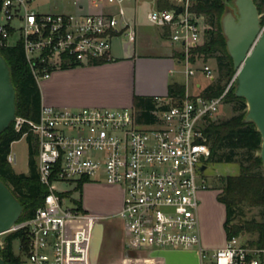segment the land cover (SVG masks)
<instances>
[{"label":"built area","instance_id":"obj_1","mask_svg":"<svg viewBox=\"0 0 264 264\" xmlns=\"http://www.w3.org/2000/svg\"><path fill=\"white\" fill-rule=\"evenodd\" d=\"M50 4L48 11L41 6ZM134 0H1L0 47L22 45L35 81L53 71L113 60V40L129 42L135 31L127 20L126 5ZM170 8L146 15L156 27L169 30V40L180 45L189 67L191 50L201 40L200 17L192 11L196 0H170ZM72 5V11L63 10ZM108 8L99 12L85 10ZM181 11L177 13V9ZM264 14H261V17ZM264 29V23L262 24ZM212 78V70L203 66ZM192 75L194 71L188 69ZM235 77L215 98L202 95L171 103L153 111L155 121L139 124L133 107H53L41 105L37 122L16 117L19 131L27 123L37 139V173L47 188L44 204L35 214L15 224L8 233L22 231L26 248L18 253L25 264H93L92 238L99 216L79 207L63 205L57 183H105L122 191L118 218L126 233L125 248L197 249L200 264H264V248L226 239L213 251L202 246L200 195L209 188L204 172L211 156L205 135ZM170 100L158 99V107ZM9 163L16 161L8 156ZM206 167L204 171L201 169Z\"/></svg>","mask_w":264,"mask_h":264},{"label":"trees","instance_id":"obj_2","mask_svg":"<svg viewBox=\"0 0 264 264\" xmlns=\"http://www.w3.org/2000/svg\"><path fill=\"white\" fill-rule=\"evenodd\" d=\"M231 0H196L192 6L195 15L208 17L210 27L205 30L208 41L191 50L190 61L215 55L217 63L218 79H216L203 92L205 98L220 96L225 90L226 84L233 78L236 70L233 61L226 48V38L222 32L221 17L224 14L227 2ZM259 14L264 13V0H253ZM161 7L170 8L165 0H159ZM1 5V0H0ZM264 15L262 16V24ZM0 53L6 60L11 75V81L16 90V116L27 121L37 122L40 117L42 105L41 92L37 81L31 74L24 58L23 48L20 43L15 46L0 47ZM182 58V55L179 54ZM98 62L95 64H101ZM69 68V67H68ZM67 67L63 69H68ZM73 68V67H70ZM226 80V84L222 81ZM186 97L185 87L177 83L170 84L168 94L164 102L158 107L157 98L135 96L133 109L139 124H150L155 121L153 111L157 108L167 109L171 103L181 101ZM226 102H239V107L234 109V115L222 122L207 119L205 135L211 146L209 163L225 162L238 163L236 156L240 150L247 154L245 163L240 162V173L235 176H227L222 179V192L218 194V200L225 206L226 218L224 230L226 238L239 236L243 233H257L256 240L249 242L264 248V218L262 221H234L237 208L247 204L250 206L264 207V167L260 158L262 138L253 122H246L247 105L243 98L235 95V84L225 96ZM25 137L29 152V174H18L8 161L11 153V145ZM38 154L36 136L29 131L27 123H24L19 131L14 128V122L0 133V180H2L13 192L23 206V213L19 221L32 217L36 210L44 204L47 188L40 183L37 173ZM258 170V172H256ZM82 186L80 185L79 188ZM79 207L83 209L81 202ZM3 249L0 253L6 264H25L22 255L15 253L14 241L19 240L23 248H26V237L22 231L4 234L1 238Z\"/></svg>","mask_w":264,"mask_h":264},{"label":"crops","instance_id":"obj_3","mask_svg":"<svg viewBox=\"0 0 264 264\" xmlns=\"http://www.w3.org/2000/svg\"><path fill=\"white\" fill-rule=\"evenodd\" d=\"M80 1L86 4L88 0ZM151 3V10L166 8L160 6L159 0H152ZM140 4V0H134L126 5L127 20L135 31V40L129 42L124 35L114 39L112 43L113 60L110 62L53 71L49 79L38 83L42 104L53 107L125 108L133 107V99L135 96L154 97L158 99L166 98L170 84L177 83L184 86L186 95L189 97L201 95L202 92L210 86H206L196 94L189 92L188 81L195 75V71L191 68L193 62L190 61L189 67L186 65L183 61V56L182 58L179 57V54H181L180 45L173 44L169 40V30L156 27L149 23L146 15L151 10L144 15L140 14V12H138ZM102 9L103 8L88 9L85 5L86 11L99 12ZM103 10L109 9L104 8ZM176 64L185 65V77L183 81L171 78L175 72ZM188 69H192L194 73L189 75L187 73ZM212 75V78L205 76L209 78V80L215 81V74L212 73ZM122 81H124L125 87L122 86ZM71 85H73L75 90L71 89ZM194 85L196 88H201V83L199 81L195 82ZM114 86L122 87V91H119L121 93V99L117 101L119 103L100 106L103 105L102 103H105L100 98L101 89L103 87L113 89ZM68 87L72 90V93L70 92L69 96L60 97L59 93L61 90L67 89ZM106 103L114 102L107 101ZM90 184L94 183H85L83 186ZM118 190L121 194V208L122 191L119 188ZM200 197L202 198V206H205L206 200L209 198L208 193L204 191L201 193ZM120 208L113 210L110 214H116ZM83 209L89 212L84 207ZM92 213L100 215L98 213ZM200 224L201 240L204 248L213 251L225 244L227 239L225 230L223 239L217 244H211L210 237L203 234L201 218ZM175 250L177 249L144 250L141 251L144 254H141L137 262L141 264H176L175 261L178 260L179 264H185L191 259L195 264H198L200 255L197 250H186L188 254L185 256L176 255Z\"/></svg>","mask_w":264,"mask_h":264},{"label":"rangeland","instance_id":"obj_4","mask_svg":"<svg viewBox=\"0 0 264 264\" xmlns=\"http://www.w3.org/2000/svg\"><path fill=\"white\" fill-rule=\"evenodd\" d=\"M151 1L152 0H140L141 4L139 5L138 12L144 15L149 10H151ZM167 1L169 4L171 3L170 0ZM49 7L50 4L47 2L45 5L41 6V10L48 11ZM63 10L72 11L73 6H66ZM224 14H222L221 17V27ZM200 18V26L202 31L199 45L208 41L209 37L205 33V30L210 27L208 17L201 15ZM219 54V52H216L211 57ZM211 57L209 56L206 59L201 57L197 59L195 63L191 64V68L195 71V75L191 77L190 81H188V89L190 93L196 94L200 90H203L206 86L211 85L214 82L213 80H209V78L205 76L203 72L204 64L208 65L212 70V73L215 74V80L218 79L216 59ZM184 70V64H176L175 72L171 76V78L174 80L183 81L185 77ZM197 81L201 83V88L195 87L194 84ZM222 84H226V80H223ZM122 86L125 87L124 81H122ZM71 89L75 90L73 85H71ZM120 90L122 91V87L120 86H114L113 89L103 87L101 89L102 94L100 93V98L105 103H102L103 105L100 106H107L108 104H118L119 102L117 101L121 99V93L119 92ZM70 92L72 93V90H70L68 87L67 89L61 90L59 96H69ZM107 101L114 103H106ZM239 105V102H226L221 104L218 112L213 116L212 120L217 123L226 121L234 115V109L239 107ZM11 154L15 155L16 157L15 163L12 164L14 171L18 174H29V152L27 139L25 137L21 138L19 141H15L12 143ZM246 156V152L244 150H240V152L236 156V160L238 161V163L208 162L207 164V169L204 172V176L207 179L209 185V188L205 191V193H208L209 198L206 200L205 206H202V198L200 197L199 217L202 221L203 234L207 237H210L211 244H217L224 237L223 224L226 218V209L225 206L217 198L218 194L222 192V179L227 176L238 175L240 173L239 163H245ZM256 172H258V170H256ZM54 188L61 194H63L64 192L69 193L63 196V205L71 206L74 202L82 201L83 207L89 212L98 213L101 216H108V218L99 220L94 227L91 248V260L93 264H141L140 262H137V260L140 258L141 254L144 253L125 248L127 236L123 229V225L118 218L111 217L110 214V212H112L113 210H117L118 208H120L121 194L118 188L107 185L105 183L85 185L81 188H79L76 183H57ZM263 218L264 207L250 206L247 204H244L237 208L234 214L235 222L251 220L259 222L262 221ZM239 237L241 241H250L256 240L258 238V234L243 233L240 234ZM18 248L19 240H15V253H18ZM160 250H174V248H165ZM175 251V254L180 256H185L188 254L186 250L182 249H177ZM175 262L176 264H179L178 260H176ZM185 264L195 263L190 259ZM198 264H200L199 259Z\"/></svg>","mask_w":264,"mask_h":264},{"label":"water","instance_id":"obj_5","mask_svg":"<svg viewBox=\"0 0 264 264\" xmlns=\"http://www.w3.org/2000/svg\"><path fill=\"white\" fill-rule=\"evenodd\" d=\"M181 11L179 7L177 13ZM226 48L236 70L235 95L247 105L246 122H253L261 134L260 158L264 167V29L253 0H231L222 18ZM16 90L10 69L0 53V133L16 119ZM206 167L201 170L204 171ZM23 206L0 180V253L2 236L10 232L23 213ZM0 264H6L0 255Z\"/></svg>","mask_w":264,"mask_h":264}]
</instances>
